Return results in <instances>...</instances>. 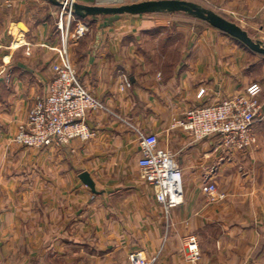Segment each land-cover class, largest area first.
<instances>
[{
	"label": "crops",
	"instance_id": "1",
	"mask_svg": "<svg viewBox=\"0 0 264 264\" xmlns=\"http://www.w3.org/2000/svg\"><path fill=\"white\" fill-rule=\"evenodd\" d=\"M47 1L0 0V264H131L133 251L152 264H264V118L248 148L227 147L219 136L195 140L176 124L188 109L253 82L263 86L264 112V56L191 15L82 19L89 29L71 39L69 57L113 113H87L90 140L28 147L13 139L59 58L60 17ZM192 1L264 41V0ZM137 130L156 134L182 167L181 205L167 210L141 175ZM207 181L215 193L203 190Z\"/></svg>",
	"mask_w": 264,
	"mask_h": 264
},
{
	"label": "built area",
	"instance_id": "2",
	"mask_svg": "<svg viewBox=\"0 0 264 264\" xmlns=\"http://www.w3.org/2000/svg\"><path fill=\"white\" fill-rule=\"evenodd\" d=\"M60 1L63 13L67 14L65 34L63 18L60 17L59 21L65 46L58 50L59 58L53 63L54 77L47 93L36 100L13 139L14 142L28 147H62L75 139L90 140L96 135V130L87 123V113L91 110L113 113L103 99L84 85L71 62L67 46L69 38L80 37L89 28L73 13L71 4L77 0ZM123 2L124 0L118 2L95 0V3L110 5ZM72 20L78 22L74 34L70 32ZM125 82L129 83V79L126 78ZM262 91V84L253 82L238 94L188 109L176 124L182 126L195 140L219 136L227 147H251L257 141L254 123L258 118H264L260 101ZM205 92L206 89L201 88L198 95L202 96ZM137 133L142 151L139 160L141 175L153 186L156 198L167 210L181 205L185 199L182 167L169 150L159 146L156 134L142 130H137ZM203 190L213 194L217 186L207 181L203 185ZM224 196L220 195L221 198ZM187 247L195 258L200 257L196 235L188 236ZM129 259L131 264H152L155 258L150 260L142 251H133L129 254Z\"/></svg>",
	"mask_w": 264,
	"mask_h": 264
},
{
	"label": "water",
	"instance_id": "3",
	"mask_svg": "<svg viewBox=\"0 0 264 264\" xmlns=\"http://www.w3.org/2000/svg\"><path fill=\"white\" fill-rule=\"evenodd\" d=\"M49 1L62 6V1L60 0ZM71 8L74 15L80 19L100 15L184 12L230 35L251 51L264 55V42L262 40L253 38L241 25L215 10L192 0H133L129 3L123 2L116 5L101 3L85 4L74 1L71 4ZM80 178L92 189L95 188L94 181L88 172H82Z\"/></svg>",
	"mask_w": 264,
	"mask_h": 264
},
{
	"label": "rangeland",
	"instance_id": "4",
	"mask_svg": "<svg viewBox=\"0 0 264 264\" xmlns=\"http://www.w3.org/2000/svg\"><path fill=\"white\" fill-rule=\"evenodd\" d=\"M45 1H47V0H45ZM104 1H107V0H104ZM111 1H115V0H111ZM118 1V0H117ZM133 0H124V2H132ZM48 2V1H47ZM109 2V1H108ZM50 3H52L51 1H50ZM119 4V3H118ZM111 5H116V4H111ZM205 6V5H204ZM51 8H52V11L53 12H55V15H57V16H59V17H61V18H63V24H62V26L64 27V34H65V31H66V27H67V23H66V18H67V14H64L63 12H64V9L62 8V6H58V5H56V4H54V3H52L51 4ZM175 15L176 16H185V17H191V16H189V14H187V13H184V12H176L175 13ZM77 17V16H76ZM59 21H60V18H59ZM59 21L56 23V26H55V28H56V30L58 31V33H59V43H58V49H63V47L65 46V42H64V38H63V33H62V29H60L59 28ZM206 23V22H205ZM78 27V22H77V20H72V22H71V25H70V32L72 33V34H74L75 33V31H76V28ZM71 36V35H70ZM66 38V37H65ZM76 37H70L69 38V41H68V44H67V46H68V52H69V46H70V41H71V39H75ZM253 38H255V37H253ZM257 39V38H256ZM264 42V41H263Z\"/></svg>",
	"mask_w": 264,
	"mask_h": 264
},
{
	"label": "bare ground",
	"instance_id": "5",
	"mask_svg": "<svg viewBox=\"0 0 264 264\" xmlns=\"http://www.w3.org/2000/svg\"><path fill=\"white\" fill-rule=\"evenodd\" d=\"M99 1H101V2H108V1H109V2H118V1H121V0H118V1H117V0H115V1H111V0H107V1L99 0Z\"/></svg>",
	"mask_w": 264,
	"mask_h": 264
},
{
	"label": "trees",
	"instance_id": "6",
	"mask_svg": "<svg viewBox=\"0 0 264 264\" xmlns=\"http://www.w3.org/2000/svg\"><path fill=\"white\" fill-rule=\"evenodd\" d=\"M87 19V18H86ZM243 45V44H242ZM246 47V46H245ZM262 55V54H261ZM264 56V55H263Z\"/></svg>",
	"mask_w": 264,
	"mask_h": 264
}]
</instances>
